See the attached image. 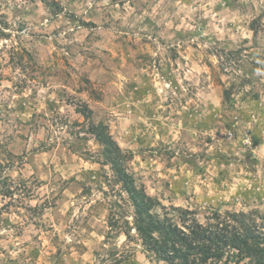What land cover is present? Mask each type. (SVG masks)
Returning <instances> with one entry per match:
<instances>
[{"label": "rangeland", "instance_id": "obj_1", "mask_svg": "<svg viewBox=\"0 0 264 264\" xmlns=\"http://www.w3.org/2000/svg\"><path fill=\"white\" fill-rule=\"evenodd\" d=\"M51 1L0 0V153L21 188L0 198V264H166L124 234L91 120L165 206L264 226V0Z\"/></svg>", "mask_w": 264, "mask_h": 264}, {"label": "trees", "instance_id": "obj_2", "mask_svg": "<svg viewBox=\"0 0 264 264\" xmlns=\"http://www.w3.org/2000/svg\"><path fill=\"white\" fill-rule=\"evenodd\" d=\"M41 1L52 7L53 1ZM224 96L229 100L231 90L225 89ZM76 111L91 120L93 109L88 103L78 105ZM88 132L102 146L94 159L111 168L133 207L132 221L125 220L123 232L130 239L134 230L149 260L166 264H264V226L256 214L213 209L201 220L190 207H167L137 182L128 168L133 152L119 145L104 121L91 120ZM20 190L0 153V198L13 204L19 200ZM112 217L111 229L119 227L118 219Z\"/></svg>", "mask_w": 264, "mask_h": 264}]
</instances>
